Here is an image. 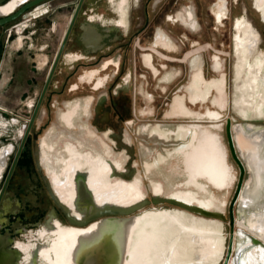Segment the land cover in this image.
I'll list each match as a JSON object with an SVG mask.
<instances>
[{
	"label": "flooded vegetation",
	"instance_id": "af4514ba",
	"mask_svg": "<svg viewBox=\"0 0 264 264\" xmlns=\"http://www.w3.org/2000/svg\"><path fill=\"white\" fill-rule=\"evenodd\" d=\"M212 3L213 9L207 8L212 24L206 26L196 0H0V264H53L60 254L67 257L55 264H73L71 258L82 264L77 258L86 259L78 247L68 246L67 232L71 219L88 215H77L60 197L51 163L56 161L63 172L64 185L76 175L92 180L96 174L91 165L113 164L116 153L126 155L124 170L133 172L136 157L124 142L131 124L182 118L168 115L171 107L186 111L183 117L192 119L189 124L220 121V111H215L218 119L210 118L212 108L204 115L188 114L200 104H212L216 89L207 86L214 80L224 81L220 87L226 92L222 54L213 47V36L230 19V1ZM252 8L264 23L256 0ZM248 22L245 12L232 20L234 81L237 40L246 48L240 57L246 66L253 56L264 54L261 34ZM253 39L256 49L248 52ZM180 94L187 96L177 98ZM147 98L152 111L141 110ZM76 103H85L87 109L78 107L68 127L60 114ZM256 116L241 117L251 123L264 121ZM75 122L87 124L98 143L74 139L63 144L62 153L55 146L49 151L55 133L72 129ZM229 156L236 163L227 150ZM72 161L75 167L69 166ZM110 171L113 176L123 170L114 166ZM115 180H109L112 186Z\"/></svg>",
	"mask_w": 264,
	"mask_h": 264
},
{
	"label": "rangeland",
	"instance_id": "374dc122",
	"mask_svg": "<svg viewBox=\"0 0 264 264\" xmlns=\"http://www.w3.org/2000/svg\"><path fill=\"white\" fill-rule=\"evenodd\" d=\"M196 1L200 8V17L204 21V24L206 26L211 25L212 18L208 14L207 8L210 7L211 9H213L215 5L212 2L214 0H196ZM229 1H230L229 3L230 19L225 23L224 27L219 28L218 26L213 36L214 37L213 47L222 54V57H221V62L223 64L222 70L227 76L226 92H224V90L221 88L225 82L224 81L220 82V80L218 81L214 80L213 82L210 83V85L207 86L208 89L210 86L211 90L216 89L215 91L219 93L217 94L215 92L213 94L211 98L212 104H209V105L200 104L198 107H193L197 111L192 110L191 113L188 112V114L193 117L197 115L196 112H201L204 115L206 109L212 108L213 111L212 110L209 111L210 118L212 117L213 119L215 118L218 119L216 114L218 111H220V114H219L220 121L218 122L222 123L223 127H221L222 129L220 128L217 133H219L220 137L222 138L223 142L226 144L227 148H228V141H227V134H226V119L227 118H231L233 120L234 126H244L245 128H247L248 126H253L254 130L264 129V121H255L251 123V122L244 120L241 117V116H245V117L258 118V116L256 115H262L264 117V98H263L264 80H262L264 78V54L260 57L258 55H255V57L253 56L252 60H250L252 62H247L248 63L247 71L245 69L246 67H245L244 61L240 60V57L241 55L243 56V54L242 53L241 55L237 54L238 60H237L236 67H235L236 72H235V81H234L233 72H232V65L234 62V58L232 56V42H231L232 32H233L232 27H231L232 20L235 17L244 14L245 12V16L249 21L248 23L253 27V30L256 31L254 26L259 30L261 34V38H262L260 48L261 50H264V23L261 22L260 16L252 8V0H238V3H235V0H229ZM250 21L254 24V26L251 24ZM206 64L208 65V61H206ZM252 64L254 67L252 66ZM255 64L257 65V68ZM261 66L263 67L261 68ZM206 68L208 69V67ZM238 68L240 70H238ZM207 69H206L207 74H209L212 77L214 76L218 77L219 75L218 73L216 75H213L211 73L212 71L208 73ZM252 71L256 73L254 75L258 74L257 80L260 81L259 83H260V86L262 87V88H259V93L257 94L253 92L254 88H251L250 87L251 85L249 86V91L247 90L246 86H244L245 79H248V75ZM183 72H184L183 75H185V73L187 72L185 67L183 68ZM248 72L250 73L248 74ZM185 80H186L185 82H187L189 80V77H186ZM193 86L194 88H196L194 82H193ZM245 90L247 91L244 92ZM193 93L194 92H192L191 94ZM225 93L226 95H225V100H224ZM144 94L147 96L149 95L146 92H144ZM258 94L259 96H257ZM180 96L182 97V96H187V95L180 94V95H177L176 97L178 98ZM170 98H172L171 94H170ZM149 100L148 98L144 100L145 103H143L142 105L143 106L146 105V106L141 108L142 111L143 110L144 111L153 110ZM88 101L89 100H87V102ZM168 101H171V100L168 99ZM86 106L87 105H85V103L82 106H80V104L78 103L69 104L68 105L69 110L62 112L60 114L61 121L68 127L72 126L74 122L75 113H78L80 111L79 108H81V110L82 109L86 110L87 109ZM185 112L186 111L184 110H176V109H172L171 107V110L168 111V115H171L174 118L175 117H182V118H177L176 121L174 122L169 121L166 124H158L159 122H156V121L154 122V121H149V120H141L136 124V126L135 124H131L129 127H126L127 128V132H125L126 140L124 142L125 144L128 145V149H131L134 151V155L136 157V163L133 164L135 167L132 169L133 171L132 174H134L135 176L137 174L140 175V177L144 181V171H145V164H146V166L148 167L147 171L150 174L149 178L153 179L151 180L152 186H153L152 192L149 186H147L148 188L147 189L145 188L144 184L141 183L143 189L146 192V196L148 195L147 198L152 199L151 197L152 193L156 195L162 194L161 196L162 198L167 197L168 199H178V200L190 201V204H193L198 207H202L203 209H206V211H209V212L210 211H216V212L221 211L225 213V216H226L225 220L221 218L215 219V218H203L200 216L198 217V221H200L201 223L209 222L210 225L216 230L214 232H217V228L215 224L218 223L220 225V228L223 234L222 237H224L225 242H224L223 247L221 243L219 244V246L216 247V249L214 250L215 251L214 255L218 258V260L220 258L219 264H223L224 259L228 252V245H229L230 234H231L230 224H229V203L234 195L237 183L235 182V184H233L230 189L221 191L218 189H214L215 187L211 185V183L205 182V181L203 182L201 180L202 178L201 176L194 175L192 172H190L191 170L187 165V159L191 151V147L193 146L194 141H195V133L193 131L192 133L188 129L187 125L191 122L192 119L184 118L183 116ZM69 115H72V117L69 118L70 117ZM203 115H201V117ZM142 117L143 116H141V118ZM201 117L199 116L198 118H201ZM81 119L83 118L81 117ZM143 119H146V117H143ZM201 124L207 128H209L212 125L210 121H207V120L201 122ZM57 125L61 127V125L59 124ZM90 129L91 128L83 122L81 123L75 122L72 129L62 130L60 133L58 131L57 133H55L57 135L55 138V142L52 141L49 143V151H51L55 146L56 150L59 153H62L61 150L63 148L61 149V147H63V144L66 141H70V140L74 141V139H77L78 141H82V142L84 141L86 143L94 142L95 144H97L98 142L94 141L95 133H93ZM59 138H62V139L60 140ZM77 140H75V142ZM121 145H123V141H121ZM103 146L105 147L106 150H110L106 144H103ZM84 149H88V148L84 147ZM116 154H118V159L114 161L115 163L113 164L106 163L103 161L93 163L92 165L91 163H89V165H91V167L95 169L96 176L93 177L92 180L89 179L87 181L86 185L89 186V189H86L85 191H83L82 195L80 194L81 198L88 197L89 194H86V193L91 190L92 186H95V185L101 186L103 190V194H106V195L108 194L109 197L110 196L114 198L119 197L117 195H115L116 197L113 196V190H118L119 195H121L124 199H127L128 201H132L140 197V192L138 190H140L142 187L139 186L140 182L136 181L137 179L129 181L130 177L128 176L127 178L122 177V179L126 181H120L118 183L117 178H116L115 180L116 184L114 185V187H112L110 183L111 181H109L110 178L108 177V176H111L109 175V172H111L110 170H114V166H117V167L119 166L118 168H121V166L125 167L124 161L126 159L125 158L126 155L124 153H116ZM150 155H152V157ZM159 156L162 157L163 163L161 164V168L159 171L157 169L156 171L153 172V170H151L152 168L154 167L158 168L157 166L159 165V158H158ZM229 160H230L229 165L231 166L232 171L235 173L237 177V175H239V168L236 165V163L233 161V159L230 158V156H229ZM51 166L54 167V169L51 168V170H52V176L54 179L56 190L60 193V195L64 199H68L69 198L68 188L63 186L65 183L61 181L63 177V172L57 170L56 167H58V165L56 164V161L54 163H51ZM69 166L75 167L76 163L72 161ZM191 177L195 179L196 183L190 180ZM206 183H209V189ZM245 184H246V187L245 189H243V192L249 189L251 184H253L252 175L250 179V176L247 173ZM161 185L163 186V188L161 187ZM210 186H212L213 188ZM211 190L214 192V194L212 193ZM119 191H121L122 193ZM174 209L176 208H174L173 205L169 203H162V204H157V205L151 204L149 206H146L145 209L143 210L145 211L144 213H146V212H151L152 210H169V211L173 210L174 211ZM250 210H253L252 206L251 207L244 206L241 202H237L235 204L234 213L237 219V223L234 228L233 251L231 253L229 264H244L246 256L252 250H254L257 246L259 247L262 246V248L264 249V240L260 238L251 229V227H249L248 213ZM108 232L111 233V231H108ZM98 249H100L99 251L100 257L98 258V261L97 259H93L90 256L92 260L89 258L87 263H84V264H92V261H94L97 264H107V263L109 264V258H106L107 257L106 251L109 248L102 245V246H99ZM217 249L218 250L220 249L219 252L217 251ZM221 250H223L222 253H221ZM216 251H217V254H216ZM215 256L214 257L212 256L211 259H208V261H211L209 264H213ZM216 263L214 262V264Z\"/></svg>",
	"mask_w": 264,
	"mask_h": 264
},
{
	"label": "bare ground",
	"instance_id": "6f19581e",
	"mask_svg": "<svg viewBox=\"0 0 264 264\" xmlns=\"http://www.w3.org/2000/svg\"><path fill=\"white\" fill-rule=\"evenodd\" d=\"M256 7L260 9L264 15V0H256ZM239 27L241 26L239 25ZM255 41L256 39H253L251 41L250 47H248V52L255 48L257 42ZM241 46V42L237 40L236 52L238 55H241V53H243V50L246 51V48ZM246 67H248V65ZM262 67L263 66H261V68ZM238 70L240 69L238 68ZM249 73L250 72H248V74ZM254 74L255 73L252 71L248 75V79L244 81L245 85L244 83L243 85L246 86L248 91L249 86L251 85L250 87L254 88L253 92L257 94L259 93V88L262 87L260 86V81L254 77ZM262 80H264V78ZM247 90H245L244 92H246ZM257 96H259V94ZM69 116V118L72 117V115ZM211 124L212 126H210L209 128L213 129L212 131L201 123H193L187 125L188 129L191 132L193 131L195 133V141L188 155L187 165L191 170L190 172L200 173V175L198 176L202 177L201 180L203 182L205 181L211 183V185L215 187L214 189L225 191L227 189H230L231 186L235 184L237 177L232 171L231 166L229 165V159L226 158L227 148L225 146V143L217 133V130H219L223 126V124L220 122H211ZM234 128L236 130L239 145L249 164L251 175L253 177V184H251L249 189L241 194L240 202L244 206L253 207V210H250L248 213V224L249 227H251V229L264 240V129L254 130L253 126H248L247 128H245L244 126H234ZM70 150L73 149L71 148ZM114 176L118 179L123 180V176L119 175H111L108 177L111 180V178H114ZM73 177L75 178L71 182L68 181L66 185H63L68 188L69 198L64 199L60 195V193H58L63 201L71 206V210L80 216L84 215L85 208L91 203L99 205L106 203L127 207L147 199L146 192L141 185V183L143 184V179L138 174L136 176L134 174L130 175V181L137 179L136 181L140 182L139 186L142 187V190H138L140 192V197L132 201L124 199L121 195H119L118 190H113V196L117 195L119 197H109L108 194H103V190L101 187L98 188L96 186L91 188V190L86 193L89 194V196L91 195L92 198H89V196L81 198L83 191L89 189V186L86 185L88 179H86L85 176L81 175H76ZM190 180L196 183L193 177H191ZM70 183L71 185H69ZM209 183H206L208 189ZM114 185L112 187H114ZM212 193L214 194L213 191ZM161 196L162 194L159 195L158 199L160 201H163L162 199L164 198H162ZM170 200L174 204H178L180 206L184 205L186 207H192V209L194 208L196 210H203L202 207L190 204V201L178 199ZM84 201L86 203L81 204ZM76 204L78 205V207ZM74 205H76V207H74ZM173 207L176 208L174 209V211L152 210L151 212H146L144 213V215L136 218L137 225H135V229H133V236L135 235L136 230H138L139 234L137 233L136 237H140L141 240L145 239L144 250H146V254H148L145 258L146 264H209L211 261H208V259H211L212 256H215L214 250L217 246H219L217 240H220L219 236H217L216 232H214L216 230L210 225L209 222L208 224L198 221L199 216L203 218L209 217L202 216L199 213H194L192 210L185 209L183 207ZM76 236L80 235H77V233H74V231L70 233V243L68 244V246L78 247V252H81L82 246H78L80 240H78V238L76 239ZM83 236L84 235H82L81 237ZM138 254V257H136V259L138 258V262L135 263L143 264V262H141L143 260V257L139 252ZM60 255L62 256V258L58 260L62 263L65 261L67 256L63 254ZM73 256H75V254H73ZM58 260L55 263H58ZM70 260H73L72 262L73 264H75V258H71ZM135 260L133 259V261ZM135 263L133 262V264ZM244 264H264V249L262 248V246H257L254 250H252L246 256Z\"/></svg>",
	"mask_w": 264,
	"mask_h": 264
},
{
	"label": "water",
	"instance_id": "95a60500",
	"mask_svg": "<svg viewBox=\"0 0 264 264\" xmlns=\"http://www.w3.org/2000/svg\"><path fill=\"white\" fill-rule=\"evenodd\" d=\"M226 134L228 140L227 150L228 152L229 151L231 152L232 157L238 164L240 168V175L237 181L234 195L229 203V224H230L231 234L228 245V252L224 259L223 264H229L231 253L233 251L234 228L237 223V219L234 213V207L237 202H240L241 193L243 192V189H245L246 187V184L244 183V176L246 172H248L251 179V170L249 168V164L239 145L236 135V130L230 118L227 119ZM122 176L127 178V175H122ZM89 198H92V196L90 195ZM162 200L163 201H160L157 198H152V199L148 198L142 202L127 207H123L120 205L106 204V203L102 205L94 204V203L87 205L84 214H87L88 216L80 220L71 219L73 226L70 227L67 232V244L70 243V233L74 231V233L80 235V236H76V239L78 238V240H80L78 246L80 245L82 246L81 254L83 253V256H86V259L83 258L80 260V257H78L77 258L78 263H82V264L84 262L87 263L88 259L89 258L91 259V257L93 259H97L98 261V258L100 257L99 255L100 249L98 248L99 246L104 245L107 248H109L106 251V255H107L106 258H109V264H133V262L134 263L138 262V258L136 259V257H138L139 255L138 252L143 257V260L141 262H143V264H146L145 258L147 257L146 255L148 254H146L147 252L146 250H144L145 239L141 240L140 237L138 236L136 237V234L137 233L139 234L138 230H136V233L133 236V229H135L134 227L135 225H137L136 218L143 215L144 214L143 209H145L146 206H149L151 204L157 205L167 201L169 204L173 206L190 209L194 213H199L202 216L215 218V219L216 218H221L223 220L226 219L225 213L221 211L208 212L206 211V209L203 208H202L203 210H199V209L196 210L194 208L192 209V207H186L184 205L180 206L178 204H174L170 199H162ZM76 205H74V207H76ZM215 226L217 228L216 234L219 237H221L220 240H217L218 241L217 243L218 244L221 243V245L223 246L225 239L224 237H222L223 236L222 230L218 223H216ZM108 231H111V233H109ZM82 235L84 236L81 237ZM219 250L217 249L218 252ZM222 251L223 250H221V253ZM133 259L136 260L133 261ZM214 262L215 263L217 262L216 264H219L220 259L218 260V258L215 256ZM92 264H97V263L92 261Z\"/></svg>",
	"mask_w": 264,
	"mask_h": 264
},
{
	"label": "crops",
	"instance_id": "0c3cea01",
	"mask_svg": "<svg viewBox=\"0 0 264 264\" xmlns=\"http://www.w3.org/2000/svg\"><path fill=\"white\" fill-rule=\"evenodd\" d=\"M189 112V111H188ZM102 148H104V150H106L105 149V147L104 146H102ZM191 149H192V147H191ZM107 152V151H106ZM151 157H152V155H150ZM162 157H163V155H162ZM162 157H158L159 158V165L157 166L158 168H156V167H154V168H152L151 170H153V172L154 171H156L157 169H158V171L160 170V168H161V164L163 163V159H162ZM151 159V158H150ZM115 167H117V166H115ZM119 167V166H118ZM121 168H122V173L120 172H117L116 174L117 175H119V176H122L123 175V173H124V171H125V173L127 172V173H129L128 175H132V172H129L128 170H124V167L123 166H121ZM147 169H148V167L146 166V164H145V171H144V181H143V184H144V186H145V188H147V186H149V188H150V190H151V192L153 191V186H152V181L151 180H153V179H151V178H149L150 176V174L148 173V171H147ZM111 174H113V173H110L109 172V175H111ZM194 175H200V173H196V172H194L193 173ZM124 181H126V180H124ZM160 182V181H159ZM161 183V182H160ZM161 187L163 188V186L161 185ZM148 189V188H147ZM148 196V195H147ZM151 197L152 198H159V195H156V194H153L152 193V195H151ZM148 199V198H147ZM164 199H168L167 197H164ZM163 203H168L167 201H165V202H163Z\"/></svg>",
	"mask_w": 264,
	"mask_h": 264
}]
</instances>
